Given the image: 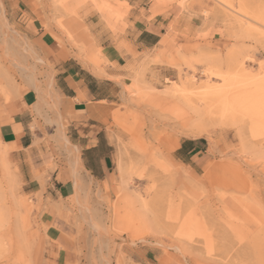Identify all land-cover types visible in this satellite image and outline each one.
Masks as SVG:
<instances>
[{
	"label": "rangeland",
	"instance_id": "obj_1",
	"mask_svg": "<svg viewBox=\"0 0 264 264\" xmlns=\"http://www.w3.org/2000/svg\"><path fill=\"white\" fill-rule=\"evenodd\" d=\"M142 1L167 32L130 70L137 75L108 126L116 165L109 182H97L68 140L55 63L41 35L99 68L106 62L89 13L117 32L109 10L129 7L119 0H0V106L31 93L40 150L28 175L15 147L1 141L0 264H43L50 231L68 238L74 264H264V0ZM227 74L245 76L228 92L240 99L224 121L215 109L203 122L175 118L177 107L201 103ZM186 138L209 149L211 160L197 174L173 156ZM55 178L73 181L74 195L58 198Z\"/></svg>",
	"mask_w": 264,
	"mask_h": 264
},
{
	"label": "crops",
	"instance_id": "obj_2",
	"mask_svg": "<svg viewBox=\"0 0 264 264\" xmlns=\"http://www.w3.org/2000/svg\"><path fill=\"white\" fill-rule=\"evenodd\" d=\"M119 1L126 4L129 10L124 6L110 8V14L118 17L117 32L108 28L99 12H90L86 21L94 47L101 50L106 62L99 68L84 65L50 33L41 35V45L55 63V85L62 99L61 111L69 131L68 140L79 151L87 176L97 182H109L116 165V146L110 138L108 126L115 105L122 100L124 86H128V80L137 75L130 74V70L146 55L160 48L167 32V25L158 21L159 16L150 19L142 0ZM80 36H87L85 29ZM91 58L87 55L86 62ZM32 120L31 93L0 106V146L2 141L15 147L13 157L18 155L28 175L33 174L29 159L38 158L40 152L31 130ZM209 155V149L202 140L195 138L182 139L173 152L174 158L191 174H197L211 160ZM54 180V192L58 198L67 199L74 195L73 181ZM74 262L68 238L60 232L50 231L43 264Z\"/></svg>",
	"mask_w": 264,
	"mask_h": 264
},
{
	"label": "bare ground",
	"instance_id": "obj_3",
	"mask_svg": "<svg viewBox=\"0 0 264 264\" xmlns=\"http://www.w3.org/2000/svg\"><path fill=\"white\" fill-rule=\"evenodd\" d=\"M239 64H241V63H239ZM244 76L245 75H243V74H240V75L239 74H227L225 77L224 76L221 77L222 78L221 80L224 82L223 86L221 85L217 88L209 87L207 89V94L204 96L205 99L203 98L204 100L202 99L201 103L192 104L189 101H187V102L185 101L184 102L185 105L177 107L175 109V111H173V115L175 116V118L176 117L177 118L182 117L185 119L187 118L188 121H190V122H191V120L192 121L194 120V122H195V120L198 122L199 121L203 122L204 118L209 116L210 114L212 115V111H213V109H215L213 111V113H215L217 111V113L221 116V119L224 121L226 119V116H228V114L230 113L229 108L232 106L233 102L237 103V102H239V99H240V97H238V96L232 97L231 95L228 94V92H229L230 88H232V89L234 88V84L237 83L239 81V79L242 81ZM10 98H7V99L11 100L12 98L11 99ZM198 124L199 123H197V125ZM198 133H201V132H198ZM214 171H215V165L212 167L209 166L207 173H206V178L210 180ZM23 202H25V201H23ZM23 205H25V203H23ZM132 220L134 221L135 218L131 219V222L134 224V222L136 220L134 222ZM144 220H146V219H144ZM139 222L141 223V221H139ZM135 223H138V222H135Z\"/></svg>",
	"mask_w": 264,
	"mask_h": 264
}]
</instances>
